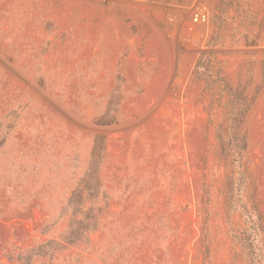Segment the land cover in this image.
I'll return each instance as SVG.
<instances>
[{"label": "rangeland", "instance_id": "obj_1", "mask_svg": "<svg viewBox=\"0 0 264 264\" xmlns=\"http://www.w3.org/2000/svg\"><path fill=\"white\" fill-rule=\"evenodd\" d=\"M252 209L264 0H0V264H247Z\"/></svg>", "mask_w": 264, "mask_h": 264}, {"label": "trees", "instance_id": "obj_2", "mask_svg": "<svg viewBox=\"0 0 264 264\" xmlns=\"http://www.w3.org/2000/svg\"><path fill=\"white\" fill-rule=\"evenodd\" d=\"M201 65L202 62L199 61L197 73ZM230 95L233 97L231 123L238 126L243 123L254 102L236 90H230ZM217 137L227 157H235L239 154L238 151L241 153L246 149V139L240 138L237 132H233L228 140L222 132H219ZM244 215L246 228L241 236H236V244L244 253L247 264H264V219L257 209L246 210Z\"/></svg>", "mask_w": 264, "mask_h": 264}, {"label": "built area", "instance_id": "obj_3", "mask_svg": "<svg viewBox=\"0 0 264 264\" xmlns=\"http://www.w3.org/2000/svg\"><path fill=\"white\" fill-rule=\"evenodd\" d=\"M206 19L205 15H198L196 16L197 21H204Z\"/></svg>", "mask_w": 264, "mask_h": 264}]
</instances>
